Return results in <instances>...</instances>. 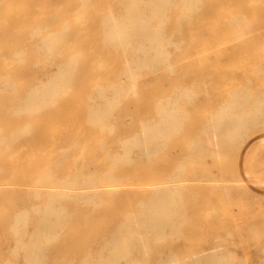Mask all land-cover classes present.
I'll list each match as a JSON object with an SVG mask.
<instances>
[{"label": "rangeland", "instance_id": "1", "mask_svg": "<svg viewBox=\"0 0 264 264\" xmlns=\"http://www.w3.org/2000/svg\"><path fill=\"white\" fill-rule=\"evenodd\" d=\"M109 18L134 47L133 20L160 34L145 46L163 62L135 69L136 85L124 72L136 52L108 42ZM45 36L57 37L49 51ZM59 70L69 74L55 97L22 111ZM258 98L264 0H0V264H29L15 249L39 244L50 193L65 196L36 264H108L136 223L147 254L135 246L119 264H264V199L237 171L264 131ZM223 112L244 122L224 123L215 146ZM154 126L144 155L132 142ZM149 205L163 235L145 226Z\"/></svg>", "mask_w": 264, "mask_h": 264}, {"label": "bare ground", "instance_id": "2", "mask_svg": "<svg viewBox=\"0 0 264 264\" xmlns=\"http://www.w3.org/2000/svg\"><path fill=\"white\" fill-rule=\"evenodd\" d=\"M110 20L111 19L109 18V19H106V21H105V24L109 25V32H108V36H107L108 42L114 46L119 47V48L125 49L128 47L129 49L134 50L136 52V54L133 55L126 62L125 69H124L125 76L128 79V81L130 83H132L133 85H136L135 82L132 81V76H133V72L135 69L140 68L142 66L149 67V68L153 69V68L158 67L163 62L162 57H160L157 54H152L150 49H148V47L145 46V41L148 42L152 39L159 40L158 37L160 34H158L156 31H152L149 29V25H148L149 23L147 20H139V21L133 20L132 24H133V27L135 29V32H137L139 34V36H141L140 43L136 47H134V46L129 44V41H128L127 37L125 36L126 31L122 30L121 28H118V29L115 28V26L112 24V22ZM7 39H8V37H7ZM56 40H57V37L51 38L50 36H45V37L41 38V48L46 50V51H49L52 48V45L54 44V42ZM124 64H125V62H124ZM68 74H69L68 71L63 72V71L59 70L57 72L55 80H53V82L50 83L49 87H43L40 90H36L35 93L29 99H27L26 102L20 107V109L22 111H35V110H37V108H39L43 105L42 101L45 97L54 98L57 91L63 88L64 79L68 76ZM3 85H5V86L7 85L6 81L3 82ZM251 109L252 110H260V109L264 110V100H260L259 98L255 99L253 101V105L251 106ZM163 112H165V111L163 110ZM173 120H174L173 116L169 115L168 118L165 119V124H169V123L171 124L173 122ZM228 120L238 121V123L244 122L243 119H241V118L237 119L236 117H234L233 115L228 114V113L223 112L219 115H216V117L213 120H211V127H212L211 129L213 131H211V134H210L211 141L215 146L223 138V135L221 134L222 126ZM250 121H252V117L250 118ZM146 129H147L146 130L147 132L145 131L144 133L138 135L136 137V139H138V140L132 142L133 147L139 149L141 151V153L144 155L151 153L152 147L154 144L152 139L155 136V132H154L155 126L154 127H148ZM236 131H237V127H236V125H234L233 132H236ZM224 136L226 138H230L231 134H229L227 136L224 135ZM25 149H26V147H25ZM15 169H17V168H15ZM167 192H168L167 189H163V190L161 189L160 190L161 195H163L159 199L160 202L165 203L168 200L164 196ZM69 193L70 192H68V194ZM64 196L65 195L63 193H50L44 214L40 217H37L38 220H40L41 223L44 225L37 232V235L39 237L37 240V243H39V244L19 246L18 248L15 249V252H16V250H21L24 252V256L26 258L27 263L36 264L38 262V259H37L38 253L41 250L40 244L46 243L50 240V235H49L50 227L48 226L49 221L51 218H53V217L57 218L59 215V211L56 210L53 206L54 200H56L58 198L59 199L63 198ZM154 199L152 200V202L154 201ZM100 200H102V199H100ZM157 200H158V198H157ZM153 208H154V206H150V205L146 208L147 211H146L145 226L149 231L153 232L156 236L163 235L164 229L160 228L157 224L152 222L153 219L156 217V214L154 213ZM88 209H89V207H88ZM161 217L167 218V215L163 214ZM131 218L135 219V217H131ZM67 219H69V218H67ZM22 220H23V216H19L16 221L21 222ZM125 232L128 234L127 242L125 244L120 243L117 238L113 239L112 243H113L114 254L108 260V264H119V261L122 259H126L129 251L135 246H138L140 248V252H141L142 256H144V257L146 256L147 249L145 247V244L143 243V241H144L143 232L141 230H139L137 223L135 224L134 228L128 229ZM216 248L219 249L218 250V252H219L220 248H218V247H216ZM221 249H222V247H221ZM210 250H212V249H210ZM210 250H208V251H210ZM222 250H224V249H222ZM203 255H204V253H203ZM195 257H197V256H195ZM197 258H199V257H197ZM202 258H203V256H202ZM202 258H200V259H202ZM204 259L205 258H203V260ZM170 263H172V262H170ZM170 263H167V264H170ZM157 264H163V263L157 262ZM195 264H202V263L196 262ZM210 264H212V263H210Z\"/></svg>", "mask_w": 264, "mask_h": 264}, {"label": "crops", "instance_id": "3", "mask_svg": "<svg viewBox=\"0 0 264 264\" xmlns=\"http://www.w3.org/2000/svg\"><path fill=\"white\" fill-rule=\"evenodd\" d=\"M237 171L247 189L264 199V131L257 132L242 146Z\"/></svg>", "mask_w": 264, "mask_h": 264}]
</instances>
